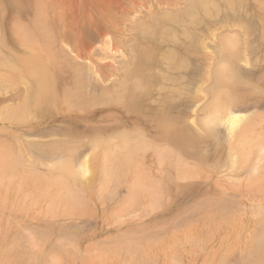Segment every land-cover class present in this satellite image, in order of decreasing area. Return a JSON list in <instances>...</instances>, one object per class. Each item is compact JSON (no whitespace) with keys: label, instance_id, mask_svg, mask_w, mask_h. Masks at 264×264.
<instances>
[{"label":"rangeland","instance_id":"rangeland-1","mask_svg":"<svg viewBox=\"0 0 264 264\" xmlns=\"http://www.w3.org/2000/svg\"><path fill=\"white\" fill-rule=\"evenodd\" d=\"M53 1L0 0V72L44 47L67 102L22 114L33 76L0 79V264H264V0Z\"/></svg>","mask_w":264,"mask_h":264},{"label":"bare ground","instance_id":"bare-ground-1","mask_svg":"<svg viewBox=\"0 0 264 264\" xmlns=\"http://www.w3.org/2000/svg\"><path fill=\"white\" fill-rule=\"evenodd\" d=\"M103 1V0H102ZM197 2L199 1V0H196ZM207 0H204L203 2H206ZM209 1V0H208ZM208 1L206 2V4L208 3ZM210 1H212V0H210ZM217 1V0H216ZM221 1V0H220ZM223 1V0H222ZM229 1V0H228ZM232 1V0H231ZM240 0H238V2H237V0L235 1L234 0V2L235 3H240L239 2ZM40 2H41V5H42V8L45 10V9H51V11H52V7H53V5H54V1L52 0L51 2H49L48 0L47 1H44V0H40ZM91 2V1H90ZM191 2V1H190ZM214 1H212V3H213ZM219 2V1H218ZM225 2H226V0H225ZM233 2V3H234ZM259 2V1H258ZM88 3V2H87ZM99 3V2H98ZM102 3V2H101ZM208 3V4H211V6L214 4L215 5V3ZM230 3V2H229ZM228 3V4H229ZM74 4H76V3H74ZM94 4V3H93ZM100 4V3H99ZM104 6L106 5V4H104V3H102ZM102 4H100V5H102ZM139 4V3H138ZM196 4V3H195ZM200 4H202V0H201V3ZM218 3H216V5H217ZM222 4V3H221ZM71 5V4H70ZM92 5V4H91ZM108 5V4H107ZM115 5V4H114ZM113 5V6H114ZM155 5V4H154ZM191 5H192V7H191ZM191 5H189V8L188 9H190V8H193V7H195L194 5H193V3L191 4ZM198 5V4H197ZM205 5V4H204ZM202 6V9H205V10H207L206 8H208L209 9V6L208 5H205V6ZM215 5V6H216ZM220 5V4H219ZM224 5V4H223ZM231 5V4H230ZM235 5V4H234ZM237 5V4H236ZM140 6V5H139ZM152 6V5H151ZM208 6V7H207ZM215 6H214V8H215ZM226 6V5H225ZM76 7V6H75ZM74 7V8H75ZM203 7H206V8H203ZM219 7V6H218ZM217 7V8H218ZM237 7H240L239 5L237 6ZM73 8V11L75 10ZM86 8V7H85ZM96 8V7H95ZM101 8H102V6H101ZM211 8V7H210ZM214 8H212V9H214ZM234 7L232 6V8L231 9H233ZM104 9V8H103ZM103 9H102V11H103ZM187 9V11H189ZM79 10V9H78ZM193 12H195V9L193 8V9H191ZM100 11V10H99ZM119 11V10H118ZM192 11H189V14L187 13V15H188V17L190 18L191 16V14L193 15L192 17H193V19H194V16L197 14V13H195V15H194V13H191ZM198 11H199V9H198ZM202 12H203V10H201ZM218 11V10H217ZM71 12V11H70ZM78 12V11H77ZM81 12V11H80ZM154 12V11H153ZM202 12H200L201 14H203ZM210 12V11H209ZM211 12H212V10H211ZM56 13V12H55ZM54 13V14H55ZM74 13V12H73ZM103 13V12H102ZM191 13V14H190ZM205 13V12H204ZM207 13V12H206ZM213 13V12H212ZM216 13V12H215ZM46 14V13H45ZM198 14H199V12H198ZM214 14V13H213ZM53 15V14H52ZM50 16L49 17V26H50V28L51 29H49V31L47 30V29H45V30H47L46 32H48V33H50L51 31L50 30H52V34H57V32L56 31H59V33H60V31H61V29H62V24H63V22H64V20L63 19H61V18H59L58 17V15H53V16ZM71 15H73V14H71ZM104 15V14H103ZM102 15V16H103ZM110 15H111V13H110ZM121 15V14H120ZM182 16H183V14H181ZM187 15H184V18H187ZM207 15V14H206ZM60 16V15H59ZM105 16V15H104ZM103 16V17H104ZM114 16V15H113ZM122 16V15H121ZM179 16H180V14H179ZM186 16V17H185ZM196 16H198V15H196ZM209 16V15H208ZM212 16V15H211ZM84 17V16H83ZM111 17V16H110ZM109 17V18H110ZM191 17V18H192ZM199 17V16H198ZM197 17V18H198ZM41 18V17H40ZM74 18H75V16H74ZM85 18V17H84ZM104 18H106V17H104ZM107 18H108V16H107ZM108 18V19H109ZM114 18V17H113ZM183 18V17H182ZM188 18V19H189ZM72 19V18H71ZM107 19V20H108ZM111 19V18H110ZM109 19V20H110ZM199 19V18H198ZM263 19H264V17H263ZM74 20V19H73ZM79 20V19H78ZM101 20V19H100ZM169 20H170V18H169ZM172 20V19H171ZM262 20V19H261ZM44 21H46V20H44ZM197 21V20H196ZM78 22V21H77ZM101 22V21H100ZM107 22V21H106ZM171 22V21H170ZM193 21H191L190 23H192ZM171 23H173V22H171ZM175 23V22H174ZM173 23V24H174ZM198 23V22H197ZM45 24V23H44ZM172 24V25H173ZM176 24V23H175ZM177 26H179V25H181V23L179 24V22H177ZM184 24H186V25H188L189 24V21L187 22L186 21V23H184ZM194 24V23H193ZM201 24V23H200ZM66 25V24H65ZM106 25V24H105ZM183 25V24H182ZM192 25V24H191ZM190 25V26H191ZM242 25V24H241ZM90 26V25H89ZM94 27L95 28V25H92L91 24V27ZM98 26V25H97ZM109 26H110V23H109ZM169 26V25H168ZM176 26V25H175ZM184 26V25H183ZM196 26V25H195ZM194 26V27H195ZM237 26H239V25H237ZM165 27V26H164ZM189 27V26H188ZM240 27V26H239ZM243 27V26H242ZM82 28V27H81ZM171 27H169L168 29H167V27H166V29L167 30H169ZM180 28H182V27H180ZM192 28V27H191ZM190 28V29H191ZM66 29V28H65ZM97 30H98V28H96ZM163 29V28H162ZM165 29V28H164ZM163 29V30H164ZM178 29H179V27H178ZM186 29V28H185ZM241 29V28H240ZM97 30H95V29H93V31H97ZM173 30V29H172ZM177 30V29H176ZM181 30V29H180ZM187 30V29H186ZM71 31H73V33H74V30H71ZM77 32V31H76ZM104 32V31H103ZM163 32V31H162ZM167 32H170V31H167ZM179 32V31H178ZM44 33H45V31H44ZM72 33V32H71ZM73 33H72V35H73ZM106 33V32H105ZM192 33V32H191ZM63 34V33H62ZM70 34V33H69ZM82 34V33H81ZM80 34V35H81ZM100 34H102V32H100ZM106 34H108V33H106ZM168 34V33H167ZM178 34V33H177ZM183 34V33H182ZM184 34H186V32H184ZM183 34V35H184ZM105 35V34H104ZM104 35L102 34V35H100V37L101 36H103V38H104ZM172 35V34H171ZM178 35H180V34H178ZM51 36V35H50ZM107 36V35H106ZM186 37H187V35H185ZM52 37V36H51ZM61 37V36H60ZM82 37H83V34H82ZM167 37V36H166ZM184 37V36H183ZM188 37H189V35H188ZM196 37V36H195ZM231 37V36H230ZM53 38V37H52ZM51 38V39H52ZM54 38H56V37H54ZM79 38V37H78ZM81 38V37H80ZM182 38V37H181ZM190 38V37H189ZM229 38V37H228ZM234 38V37H233ZM233 38L231 39V41L233 40ZM237 38H240V36L239 37H237ZM165 39V38H164ZM184 39H185V37H184ZM191 39V38H190ZM78 40V39H77ZM228 40H230V39H228ZM228 40H225V44H226V46H229L227 43H226V41H228ZM75 41V40H74ZM172 41V40H171ZM177 41V40H176ZM231 41H228V42H231ZM242 41V40H241ZM240 41V42H241ZM53 42V41H52ZM82 42V41H81ZM234 42H235V40H234ZM233 41H232V43H234ZM104 43V42H103ZM195 43V42H194ZM236 43V42H235ZM234 43V44H235ZM54 44V43H53ZM56 44V43H55ZM75 44H77V43H75ZM83 44V43H82ZM224 44V45H225ZM234 44H232V45H234ZM241 44V43H240ZM239 44V45H240ZM34 46H32V48L33 47H35V48H40L39 46L41 45V44H38L37 45V43H34L33 44ZM44 45V44H43ZM106 45V44H105ZM111 45V44H110ZM189 45V44H188ZM201 45H202V42L201 41H198V39L196 38V50H194V55L195 56H197V55H200V51L202 50H199L200 49V47H201ZM232 45H230V46H232ZM246 45V44H245ZM54 46V45H53ZM97 46V45H96ZM96 46H94V48L96 47ZM203 46V45H202ZM225 46V47H226ZM1 47V46H0ZM68 47V46H67ZM93 47V46H92ZM87 48V47H86ZM86 48H84V49H86ZM90 50H91V47H88ZM203 48V47H202ZM50 49H52V48H50ZM78 49V48H77ZM225 50H226V48H224ZM228 49H229V47H228ZM232 49V48H231ZM41 51L38 53V54H32V55H29V56H27V57H22V58H20L19 60H18V64H17V66L16 65H14V64H12V65H9V63L8 64H6V69H7V72H0V79L3 77L4 79H8V80H10V81H12L11 79L14 77L13 75H17L18 77H20V79L21 80H24V79H27V77L28 76H33V78H34V82H35V85H36V87H35V90H31V92L29 93V91H28V93H29V95H28V98H27V100H25L24 101V104H23V107L21 108V110H20V112H22V114H24L25 112H26V106L28 105V103L30 102V101H35L34 103H36V102H42V104L44 103L45 105H56V103H60V104H67V102L65 103L63 100H65V99H62V100H60V98H58V96H54V94H52V91H51V88H52V79H53V77H52V73H51V67L53 66V63H52V60L50 59V57L48 56V55H46L47 53L45 52L46 50H44V47H42L41 49H40ZM172 50V49H171ZM87 51V50H86ZM99 51V50H98ZM227 51V50H226ZM233 51V50H232ZM242 51H244V50H242ZM92 52H93V50H92ZM139 52V51H138ZM189 52V51H188ZM202 52V51H201ZM236 52V51H235ZM96 53V52H95ZM95 53H94V55H95ZM189 53H191V52H189ZM203 53V52H202ZM225 53H228L227 55H229V53L230 52H225ZM73 54V53H72ZM75 54V53H74ZM82 54H83V52H82ZM169 54V53H168ZM204 54V53H203ZM207 54V53H206ZM219 54V53H218ZM102 55V54H101ZM63 56V55H62ZM100 56V55H99ZM226 56V55H225ZM2 57H3V55H2ZM52 57V56H51ZM80 56H78V58H79ZM190 57V56H189ZM207 57V56H206ZM4 58H5V56H4ZM89 58V57H88ZM168 58V57H167ZM174 58V57H173ZM210 58V57H209ZM219 58V57H218ZM77 59V58H76ZM79 59H81V58H79ZM172 59V58H171ZM3 60V59H2ZM167 60V59H166ZM169 60V59H168ZM218 60V59H217ZM87 61V60H86ZM221 62L223 61V60H220ZM225 61H227V59H225ZM261 61V60H260ZM112 62V61H111ZM177 62V61H176ZM175 62V63H176ZM184 62V61H183ZM206 62H208V61H206ZM228 62V61H227ZM230 62V61H229ZM178 63V62H177ZM75 64V63H74ZM210 64V63H209ZM213 64V63H212ZM224 64V63H223ZM91 65V64H90ZM102 65V64H101ZM184 65V64H183ZM226 67H227V65H225ZM2 67V66H1ZM54 67V66H53ZM176 67V66H175ZM207 67V66H206ZM206 67H205V69H206ZM208 67H210V65L208 66ZM212 67V66H211ZM215 67H220V66H218L217 64H216V66ZM214 66L212 67V68H210V69H213L214 68V70L215 69H217V68H215ZM222 67H224L223 65L220 67V69H222ZM229 67V66H228ZM231 67H232V65H231ZM3 68V67H2ZM91 68H92V66H91ZM92 69H94V66H93V68ZM179 69V68H178ZM185 69V68H184ZM209 69V68H208ZM225 69V68H224ZM227 70H228V68H226ZM236 69V68H235ZM213 70V72H212V74L213 73H215L216 74V71H219V70H216V71H214ZM176 71V70H175ZM178 71V70H177ZM206 71H208L207 69H206ZM230 71H232V70H230ZM75 72V71H74ZM86 72V71H85ZM233 72V71H232ZM208 73V72H207ZM91 74V73H90ZM199 74V73H198ZM211 74V73H210ZM229 74H230V72H229ZM228 74V75H229ZM233 74H234V72H233ZM2 75H4V76H2ZM93 75V74H92ZM159 75V74H158ZM96 76V78H98L99 76L98 75H95ZM211 76H213V75H211ZM221 76V75H220ZM223 76V75H222ZM225 76H227V75H225ZM230 76V75H229ZM87 77V76H86ZM234 77H235V74H234ZM11 78V79H10ZM180 78V77H179ZM15 79V78H14ZM18 79V78H17ZM19 79V80H20ZM31 79V78H30ZM78 78H76V80H77ZM85 79V78H84ZM84 79H83V81H84ZM217 79V78H216ZM80 80V79H79ZM97 80V79H96ZM132 80H133V82H132ZM130 82H132L133 83V88L135 89V88H137L138 87V89H139V83H138V80L134 77V79H132ZM204 80V79H203ZM210 80V79H209ZM221 80V79H220ZM235 80H236V78H235ZM32 81V80H31ZM75 80H73V83H77V81H75ZM81 81V80H80ZM213 81V80H212ZM4 83L3 81H0V83ZM6 82V81H5ZM14 82V81H13ZM20 81H18V83H19ZM85 82V81H84ZM98 82H100V80L98 81ZM124 83H125V81H123ZM128 82V81H127ZM126 82V83H127ZM139 82H141V81H139ZM17 83V82H16ZM78 83H79V81H78ZM74 84V86L77 88V86L79 85V84ZM102 83V82H101ZM119 83V82H118ZM118 83H117V85H118ZM120 83L122 84V82L120 81ZM123 83V84H124ZM126 83L124 84V86L126 85ZM129 83V82H128ZM204 83V82H203ZM207 83H208V80H207ZM206 83V84H207ZM212 83V82H211ZM218 83V82H217ZM230 83H233V85L235 84L234 82H230ZM34 84V83H33ZM81 84V83H80ZM99 84V83H98ZM122 84V85H123ZM212 84H216L215 82L214 83H212ZM120 85V84H119ZM122 85H120V86H122ZM171 85V84H170ZM200 85L202 86L203 84H200V81L197 79L195 82H193L192 83V86H193V95H199V87H200ZM218 85V84H217ZM219 85H221V83L219 84ZM223 85H225L224 83H223ZM256 85V84H255ZM32 86V85H31ZM124 86H122L121 88H120V90H119V92H117L118 91V87H115L116 89H113V90H116V92L119 94L120 93V91H122L123 90V92H125V90L123 89V87ZM71 87V86H70ZM74 87V88H75ZM80 86H78V88H79ZM86 87V86H85ZM218 87H220V86H218ZM221 87H222V85H221ZM78 88L76 89V90H78ZM174 88V87H173ZM192 88V87H191ZM206 88H207V86H206ZM210 88V87H209ZM224 88V87H223ZM227 88V87H226ZM31 89V88H30ZM72 89H73V87H72ZM83 89V88H82ZM81 89V90H82ZM99 89V88H98ZM160 89V88H159ZM211 89V88H210ZM218 89V88H217ZM80 90V89H79ZM81 90H80V93H81ZM107 90V89H106ZM137 90V89H136ZM143 90V89H142ZM222 90H225V89H222ZM221 90V91H222ZM68 92H69V90H67ZM72 91L73 92H75L74 91V89L73 90H71V94H72V97H73V99H75L74 97H77V96H73V93H72ZM102 91V90H101ZM105 91V90H104ZM109 91V90H108ZM135 91V90H134ZM215 90H213L212 92H214ZM221 91H218L219 93L221 92ZM227 91V90H226ZM67 92V93H68ZM106 93H107V91H105ZM104 92V93H105ZM126 92H128L127 90H126ZM212 92H210V93H212ZM215 92H217V91H215ZM214 92V93H215ZM229 92V91H228ZM65 93V92H64ZM66 93V94H67ZM77 93V92H76ZM76 93H75V95H76ZM102 93H103V91H102ZM103 93V94H104ZM105 93V94H106ZM218 93V94H219ZM78 94H79V92H78ZM77 94V95H78ZM83 94V93H82ZM90 94V93H89ZM88 94V95H89ZM98 94H100V93H98ZM97 94V95H98ZM109 94H111V93H109ZM108 94V95H109ZM121 94V93H120ZM126 94V93H125ZM65 95V94H64ZM91 95V94H90ZM107 95V94H106ZM114 95V94H113ZM117 95V94H116ZM217 95V94H216ZM220 95V94H219ZM223 95H225V94H222V96ZM80 97H82L81 96V94L79 95ZM86 96V95H85ZM104 96V95H103ZM115 96V95H114ZM119 96V95H118ZM121 96V95H120ZM212 96L214 97V95L212 94ZM227 96V95H226ZM229 96V95H228ZM63 97H66V96H63ZM72 97H70V94H69V97H68V99H70V98H72ZM94 97V96H93ZM213 97H211V99L213 100ZM216 97V96H215ZM214 97V98H215ZM101 98V97H100ZM195 98V97H194ZM222 98H225L224 96L222 97ZM228 98V97H227ZM72 99V100H73ZM93 99V98H92ZM102 99V98H101ZM118 99V98H117ZM122 99V98H121ZM121 99H119V100H121ZM175 99H177V98H175ZM211 99H210V101H211ZM218 99H220L221 100V97H219ZM226 99V98H225ZM77 100H78V98H77ZM80 100V99H79ZM79 100L77 101V103L79 102ZM83 100V99H82ZM114 100V99H113ZM215 100H216V98H215ZM74 101V100H73ZM110 101V100H109ZM209 101V103L211 104L210 106H212L213 104H215L216 105V103H213L214 102V100L213 101H211L210 102ZM222 101H223V99H222ZM76 102V101H75ZM74 102V103H75ZM90 102V101H89ZM69 103V102H68ZM74 103L72 102V104H71V102H70V106H74ZM218 103H220V104H222L221 102H218ZM218 103H217V105H218ZM39 104V103H38ZM37 104V105H38ZM43 104V105H44ZM79 104H82L83 105V102H80ZM78 105V104H77ZM76 104H75V106H74V108L75 107H77L78 108V106H77ZM216 105V106H217ZM223 106H224V104H222ZM32 106H33V104H32ZM40 106V105H39ZM39 106L37 107V108H39ZM72 106V107H73ZM79 106H81V105H79ZM214 106L213 105V108H212V110H211V114L209 115H206V117L208 116V118L205 120V123H206V127L208 126V124H210V122L212 123V121L214 120L216 123H217V120H216V118H218V115L219 114H221L220 113V109H221V107H219V106ZM55 107V106H54ZM65 107H66V105H65ZM69 107V106H68ZM72 107H71V109H72ZM228 107V106H227ZM36 108V109H37ZM207 108V107H206ZM211 108V107H210ZM226 108V107H225ZM36 109H34L33 108V110H36ZM69 109V108H68ZM224 111L226 110V109H224V108H222ZM15 111H16V109H15ZM224 111H223V113H224ZM7 112V111H6ZM13 113H14V110H13ZM28 113V112H27ZM226 115H227V112L225 113ZM18 116V115H17ZM16 116V117H17ZM25 116H26V114H25ZM28 116V115H27ZM221 116V115H220ZM219 116V121L220 120H222L221 118L223 117H220ZM231 116V115H230ZM19 119H22L23 117H21V115L19 114ZM206 117H204V119L206 118ZM225 117V116H224ZM25 118H27V117H25ZM227 118H228V116H227ZM230 118V117H229ZM15 119V118H14ZM202 119V118H201ZM224 119V118H223ZM230 119H232V118H230ZM234 119V118H233ZM200 120V119H199ZM203 120V119H202ZM225 120H227L226 118H225ZM225 120L223 121V123L225 122ZM235 120V119H234ZM239 120V119H238ZM237 120V121H238ZM230 121V120H229ZM232 121V120H231ZM215 122H213L211 125H213ZM168 123V122H167ZM199 123V122H198ZM226 123V122H225ZM229 123V122H228ZM232 123V122H231ZM210 125V126H211ZM231 125V124H230ZM229 124H228V127L230 126ZM201 127V126H200ZM224 127V126H223ZM231 127V128H230ZM229 128L230 129H232V125L230 126ZM230 133V135H231V132H229ZM233 133V132H232ZM235 135V134H234ZM241 138V137H240ZM234 139V138H233ZM233 139H231V140H233ZM230 140V141H231ZM242 140V139H241ZM240 140V141H241ZM235 141V140H234ZM233 141V142H234ZM243 141V140H242ZM245 141V140H244ZM243 141V142H244ZM243 142H242V145H243ZM248 142V141H247ZM123 143V142H122ZM225 143V142H224ZM236 143H237V141H236ZM247 144V143H246ZM125 145V144H124ZM2 147H4V146H2ZM126 147V146H125ZM137 147H139V146H137ZM231 147H233V146H231ZM230 147V148H231ZM237 147V146H236ZM136 148V147H135ZM143 148V147H142ZM239 148V147H238ZM240 148H242V146L240 147ZM239 148V149H240ZM117 148H115L114 150H116ZM124 149V148H123ZM140 149V148H139ZM138 149V150H139ZM232 149V148H231ZM230 149V150H231ZM235 149V148H234ZM247 149V148H246ZM118 150V149H117ZM129 150H130V148H129ZM141 150V149H140ZM147 150V149H146ZM236 150H237V148H236ZM242 150H243V148H242ZM131 151V150H130ZM143 152H144V149L142 150ZM241 151V150H240ZM13 151H11V153H12ZM115 152V151H114ZM136 152H138V151H136ZM235 152V151H234ZM233 152V153H234ZM243 152H244V150H243ZM117 153V152H116ZM142 153V152H141ZM237 153V152H236ZM241 153V152H240ZM5 155V154H4ZM2 155L3 157H6L7 155ZM233 155V154H232ZM234 155H235V153H234ZM242 155V154H241ZM10 156V155H9ZM244 157V156H243ZM7 158V157H6ZM2 159H4V158H2ZM13 161V160H12ZM132 161H133V159H132ZM155 161V160H154ZM3 162H4V160H3ZM6 162H8V161H6ZM65 164H66V161L64 162ZM86 163V162H85ZM106 163V162H105ZM153 163V162H152ZM87 164V163H86ZM62 165H63V163H62ZM61 165V166H62ZM87 165H89V164H87ZM87 165H85L84 164V167L86 168V166ZM102 166H103V164H102ZM7 167V165L5 164V165H3L2 163H0V170H5V169H7L6 168ZM64 167V166H63ZM62 167V168H63ZM115 167V166H114ZM58 168H60V167H58ZM80 168V167H79ZM78 168V169H79ZM65 169H66V171L67 172H69L70 174H73L74 172H73V169L72 168H70L69 167V165H65ZM72 169V170H71ZM80 169H82V168H80ZM87 169H88V166H87ZM85 171H87L86 169H84ZM13 171V170H12ZM81 171V170H80ZM79 171V172H80ZM83 171V170H82ZM85 171H83V172H85ZM92 171V170H91ZM91 171H89V173L91 172ZM118 171V170H117ZM116 172V171H115ZM82 173L80 172V175H81ZM83 174H85V173H83ZM83 174L81 175V176H83ZM114 174V173H113ZM2 175V174H1ZM18 175H19V173H18ZM74 175V174H73ZM85 175H87V174H85ZM138 175V174H137ZM3 176V175H2ZM75 176H77V175H75ZM74 176V177H75ZM79 176V175H78ZM6 177V176H5ZM73 177V178H74ZM85 177V176H84ZM90 176L88 175V178H89ZM92 177V176H91ZM136 178H135V180H137L138 178H137V176H135ZM82 178V177H81ZM87 178V179H88ZM2 179H3V177H2ZM1 179V180H2ZM7 179V178H6ZM75 179H76V177H75ZM22 180V179H21ZM20 180V181H21ZM92 180H93V178H92ZM92 180H91V183H92ZM140 180V179H139ZM4 181V180H3ZM2 181V182H3ZM13 181V180H12ZM69 181V180H68ZM71 181V180H70ZM69 181V182H70ZM9 182H11V181H9ZM141 182H143L142 181V179H141ZM17 183V182H16ZM88 183V182H87ZM90 183V182H89ZM90 183V184H91ZM140 183V182H139ZM2 184V183H1ZM53 184V183H52ZM3 185V184H2ZM21 185V184H20ZM28 185V184H27ZM27 185H26V187H27ZM64 185H66V184H64ZM137 185H139V184H137ZM136 185V186H137ZM140 185H141V183H140ZM16 186V185H15ZM81 186V185H80ZM7 187V186H6ZM5 188V187H4ZM65 188V187H64ZM138 188H140L139 186H138ZM141 188H143V186L141 187ZM146 188V187H145ZM20 188H18V190H19ZM67 189V188H66ZM70 189V188H69ZM135 189H136V187H135ZM144 189V188H143ZM261 189V188H260ZM1 190V189H0ZM16 190V189H15ZM59 190H63V189H59ZM68 190V189H67ZM137 191H138V189H136ZM3 191V190H2ZM133 191V190H132ZM145 191H146V189H145ZM4 192H7V191H4ZM38 192H39V190H38ZM73 192V191H72ZM133 192H135V191H133ZM11 193H13V192H11ZM10 193V194H11ZM16 193H17V191H16ZM24 193H25V190H24ZM33 193V192H32ZM40 193V192H39ZM56 193H57V190H56ZM61 193V192H60ZM27 194V193H26ZM26 194H24L25 196H26ZM55 194V193H54ZM59 194V193H58ZM62 194V193H61ZM64 194V193H63ZM67 194V193H66ZM2 195V194H1ZM14 195V194H13ZM17 195V194H16ZM22 196V197H25V196ZM56 195V194H55ZM134 195V194H133ZM27 196H28V194H27ZM34 196V195H33ZM42 196H44V195H42ZM78 196V195H77ZM135 196V195H134ZM47 197V196H46ZM73 198H74V196H72ZM130 197V196H129ZM20 198V197H19ZM49 198V197H48ZM59 198H60V196H59ZM50 199V198H49ZM58 199V198H57ZM20 200V199H19ZM153 204V203H152ZM259 204V203H258ZM4 207H5V204H4ZM260 207V206H259ZM262 207H264V206H262ZM262 210H264V209H262ZM258 211H260V210H258ZM258 214V213H257ZM254 216H256V214H253ZM252 215V216H253ZM263 217H264V214H263ZM260 217H258V219H259ZM253 219V218H252ZM255 219H257V217L255 218ZM261 219H262V216H261ZM10 225V224H9ZM258 225H259V223H258ZM262 225V224H261ZM11 226V225H10ZM260 227V226H259ZM261 228V227H260ZM3 230H5V229H3ZM7 230V229H6ZM10 230V229H9ZM198 230V229H197ZM2 232V231H1ZM9 232V231H8ZM4 233V232H3ZM3 233H0V234H3ZM189 233V232H188ZM255 234V233H254ZM4 235V234H3ZM260 236V235H259ZM258 236V237H259ZM256 238V237H255ZM263 238V237H262ZM260 239H261V237H260ZM259 239V240H260ZM190 240V239H189ZM262 240H264V239H262ZM256 244V243H255ZM229 245V244H228ZM228 245H226L227 247H229ZM257 245H258V243H257ZM256 245V246H257ZM250 248H251V246H249ZM248 247H246V249H247ZM261 248V247H260ZM225 249H226V247H225ZM228 249V248H227ZM37 250V249H36ZM251 250H253V248L251 249ZM261 250V249H260ZM263 250H264V248H263ZM226 251H228V250H225V252ZM247 251V250H246ZM224 252V251H223ZM243 252V251H242ZM248 252V251H247ZM214 253V252H213ZM246 253V252H245ZM264 253V252H263ZM208 255V254H207ZM213 255V254H212ZM211 255V256H212ZM224 255V259L226 258V255H225V253L223 254ZM213 257V256H212ZM217 257H220L219 255L217 256ZM208 258V257H207ZM223 258V257H222ZM221 258V259H222ZM211 259V258H210ZM214 259V258H213ZM213 259H212V261H213ZM218 259H220V258H218ZM220 259V260H221ZM20 261V260H19ZM210 261V260H209ZM223 261L224 260H222V261H219L218 263L220 264V262H222L223 263ZM213 263V262H212ZM224 263H225V261H224ZM204 264V263H203ZM206 264V263H205ZM209 264V263H208Z\"/></svg>","mask_w":264,"mask_h":264}]
</instances>
